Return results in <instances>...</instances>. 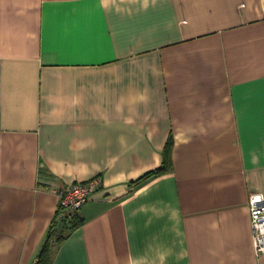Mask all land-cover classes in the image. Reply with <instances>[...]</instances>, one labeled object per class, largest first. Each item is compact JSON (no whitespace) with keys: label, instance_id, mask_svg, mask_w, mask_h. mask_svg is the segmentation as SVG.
I'll return each mask as SVG.
<instances>
[{"label":"crops","instance_id":"1","mask_svg":"<svg viewBox=\"0 0 264 264\" xmlns=\"http://www.w3.org/2000/svg\"><path fill=\"white\" fill-rule=\"evenodd\" d=\"M96 177L52 264H264V0H0V264Z\"/></svg>","mask_w":264,"mask_h":264},{"label":"built area","instance_id":"2","mask_svg":"<svg viewBox=\"0 0 264 264\" xmlns=\"http://www.w3.org/2000/svg\"><path fill=\"white\" fill-rule=\"evenodd\" d=\"M100 177L87 182H76L54 191L59 196L60 207L66 212H78L90 199L92 194L102 187ZM252 217L253 240L258 256L264 254V194L254 192L249 199Z\"/></svg>","mask_w":264,"mask_h":264},{"label":"trees","instance_id":"3","mask_svg":"<svg viewBox=\"0 0 264 264\" xmlns=\"http://www.w3.org/2000/svg\"><path fill=\"white\" fill-rule=\"evenodd\" d=\"M173 149H174V140L171 136L166 144V148L164 150V160L160 167L146 173L138 180L134 181L133 184L140 185L144 181L148 180L153 176H160L170 172L173 169ZM65 215L66 232L55 239L50 234L48 235L41 252L39 254L38 261L36 264H52L53 255L55 247L61 243L67 236H69L76 229L81 227L85 220L78 214V212H67Z\"/></svg>","mask_w":264,"mask_h":264},{"label":"bare ground","instance_id":"4","mask_svg":"<svg viewBox=\"0 0 264 264\" xmlns=\"http://www.w3.org/2000/svg\"><path fill=\"white\" fill-rule=\"evenodd\" d=\"M253 230V229H252ZM254 247H255V244H254ZM255 251H256V249H255Z\"/></svg>","mask_w":264,"mask_h":264}]
</instances>
